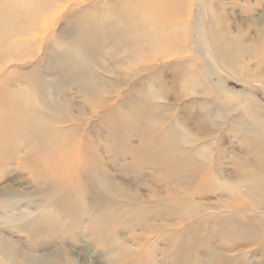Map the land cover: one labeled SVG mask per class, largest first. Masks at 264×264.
<instances>
[{
	"label": "rangeland",
	"instance_id": "1",
	"mask_svg": "<svg viewBox=\"0 0 264 264\" xmlns=\"http://www.w3.org/2000/svg\"><path fill=\"white\" fill-rule=\"evenodd\" d=\"M211 1L0 0V239L21 264H264V106L208 76L190 23ZM251 3L214 0L246 45Z\"/></svg>",
	"mask_w": 264,
	"mask_h": 264
},
{
	"label": "bare ground",
	"instance_id": "2",
	"mask_svg": "<svg viewBox=\"0 0 264 264\" xmlns=\"http://www.w3.org/2000/svg\"><path fill=\"white\" fill-rule=\"evenodd\" d=\"M157 1H159V0H157ZM242 1L245 2L244 11H246V12L251 11L252 10L251 0H242ZM255 2L257 5L264 4V0H255ZM174 3H176V2H174ZM199 4L200 3H194V5H196L197 8H200ZM182 6H183V4H182ZM178 10H180V9L178 8ZM209 10H210V18L207 21L208 25H207V29L205 31L199 32L197 30V29H200V27H201L199 22H191L190 23V25H191L190 26V33H191V37H192V43L194 44L195 47L199 48L204 53L210 54L211 58L215 61V64H211L210 62H208L209 64H207L208 76L214 77V76H217V74H218L219 75V80H218L219 82L218 83L220 84L221 90L226 89L225 91H228L232 94L244 96L243 104L248 103V104L252 105L251 100H254L256 103H258V100H259L261 106H264V37L262 36L259 41H256L250 45H246L242 41H240L239 39H237L235 37H231V35L228 34L229 31H228L226 24H225V18H226L225 16L226 15L222 12L217 11V9L214 7V0L209 2ZM197 12L199 13V9H197ZM201 18H203V17H201ZM262 18L264 19V12L262 14ZM263 23H264V21H263ZM159 28H158V30H159ZM261 32L264 33V28L261 29ZM174 50H176V49H174ZM161 54L162 53H160V56H161ZM177 54H179V53H177ZM248 58L250 59L249 61L246 60ZM250 61H255L256 64H255L254 69L251 66L252 62H250ZM213 65H215V67ZM221 67L224 69H227V73L226 72L225 73L220 72L219 68H221ZM254 75H256V76H255V79L253 80L250 78V76H254ZM213 79H215V78H213ZM230 83H232L233 85H230ZM259 92L261 93L262 96L259 94ZM198 120H200V119H198ZM14 128L16 129L17 127H14ZM205 130H204V132H205ZM157 134H159V133H157ZM2 135H4V132ZM0 137H1V133H0ZM148 141H150V140H148ZM144 144H147V143H144ZM163 144L164 143H162V145ZM146 146H148V145H146ZM252 146L250 145V147H251L250 149H252ZM179 147H180V145H179ZM166 149H168V147ZM4 151H7V149L5 148L2 141H0V152L3 153ZM161 158H159V159H161ZM164 160H165V157H164ZM165 161H167V159ZM170 161H171V159H170ZM182 162H184V160ZM185 162L186 163H183L181 166H179L180 170L183 169L184 171L186 170V171L195 173V171H200L199 169H201V167L203 166L202 165L200 167V164L192 162L191 159H189V158H187V161H185ZM241 162H243V161H241ZM246 163H247V161H246ZM31 164L34 165L35 167H38L39 168L38 170L42 171L46 178H48L49 175H50V177L52 175V177L54 176L57 179L60 178V177H58L59 176L58 174H60V176H62L61 173L59 172L58 168H56L51 162H48V163H46V162H42V163L33 162ZM176 165H179V164H176ZM259 169H260L259 166L253 168V170H255V171H257ZM260 174L262 175V173H260ZM65 180H67V179H65ZM49 183H51V182H49ZM68 183H70V182H68ZM55 184H57V182H55ZM261 187L264 188V186H261ZM261 187H255L254 190L252 191L255 195L258 196L257 203H259L260 200H264V191L262 192V190H264V189H262ZM62 188L64 189V187H62ZM65 188H67V187L65 186ZM116 188H117V186H116ZM175 189H176L175 187L167 186L165 194L153 191V193L150 195V197L152 199H154L156 202H162V201H165L166 196H168V198H169V196H171L170 193H174ZM69 193H70V191H69ZM129 195H131V194H129ZM179 196H181V195L179 194ZM135 198L138 199L136 196H135ZM174 200H175V198H174ZM15 255H16V253H15L14 244H12L10 241L9 242L7 240L2 241V239H0V256L6 260V263H8V264H21L17 260ZM72 260H75V258L73 257Z\"/></svg>",
	"mask_w": 264,
	"mask_h": 264
}]
</instances>
